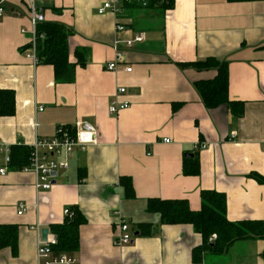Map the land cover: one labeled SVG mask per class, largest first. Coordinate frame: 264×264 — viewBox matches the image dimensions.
Here are the masks:
<instances>
[{
    "label": "crops",
    "instance_id": "0c3cea01",
    "mask_svg": "<svg viewBox=\"0 0 264 264\" xmlns=\"http://www.w3.org/2000/svg\"><path fill=\"white\" fill-rule=\"evenodd\" d=\"M106 1L9 0L0 19V90L16 97V114L0 117V169L13 146L52 139L60 126L86 121L99 133L98 145L76 150L70 170L60 171L40 198L32 173L8 166L0 175V225L19 228L16 249L1 250L0 264H36L33 229L63 224L67 208L77 207L85 218L79 249L66 252L77 264H195L192 251L202 237L191 226L160 225L159 216L146 211L148 199L184 200L200 211L201 193L216 191L226 196L229 221H264V185L250 178L264 177V1L174 0L166 12L123 9L119 20L98 14ZM30 3L43 9L47 22L73 29L72 63L77 48L89 51L73 84H57L52 66L34 67L25 58L29 35L22 30H30ZM118 22L126 27L120 34ZM137 33H145V42L126 49ZM115 41L124 62L108 71ZM210 58L228 63L229 99L245 103L243 117L204 106L194 85L216 71L179 66ZM119 88L126 89L121 97ZM116 99L130 106L112 115ZM201 142L212 147L196 152ZM197 156L199 176H186L185 158ZM122 177L132 179V200L124 198ZM20 203L29 206L23 216ZM117 210L134 234L124 247L114 244ZM140 223L153 225L150 235H141ZM230 251L235 255L228 257ZM263 254L264 240L238 242L226 254H207L202 264H264Z\"/></svg>",
    "mask_w": 264,
    "mask_h": 264
},
{
    "label": "trees",
    "instance_id": "16d2710c",
    "mask_svg": "<svg viewBox=\"0 0 264 264\" xmlns=\"http://www.w3.org/2000/svg\"><path fill=\"white\" fill-rule=\"evenodd\" d=\"M264 0H228L230 3L258 2ZM174 0H150L148 7L141 5H125L124 9L164 11L172 9ZM53 12H58L56 9ZM37 57L40 65L54 68L57 84H73L76 80L78 67H85L88 63V50H75L76 62L70 61V41L75 32L70 27L57 22H45L37 26ZM181 68H193L197 71H216L211 80L198 81L195 88L204 106L209 110L226 107L235 118L244 115L245 103L230 101L229 99V71L228 63L214 58L205 61L179 64ZM16 114L15 93L10 90H0V117H13ZM198 152V151H196ZM198 155V154H197ZM31 149L23 145L13 146L10 154L9 168L22 171L30 163ZM189 157V156H187ZM183 172L186 176H199L200 161L185 158ZM250 178L264 185V177L252 174ZM120 186L126 200L135 198L133 182L130 177H122ZM201 210H191L189 203L184 200L148 199L146 211L159 216L162 226H191L195 233L202 237V244L192 251V261L202 264L204 257L226 254L238 242L264 240V221L231 222L227 218V199L224 194L216 191L201 193ZM73 217H66L63 224L51 226L58 244L55 251L59 253L73 252L79 249L80 228L85 223L81 211L70 208ZM151 223L138 224V230L143 236L151 234ZM216 235L217 239L211 241ZM19 239V228L15 225H0V251L6 248L16 249Z\"/></svg>",
    "mask_w": 264,
    "mask_h": 264
},
{
    "label": "built area",
    "instance_id": "2783aa9c",
    "mask_svg": "<svg viewBox=\"0 0 264 264\" xmlns=\"http://www.w3.org/2000/svg\"><path fill=\"white\" fill-rule=\"evenodd\" d=\"M47 1V0H43ZM150 0H108L102 7L98 9V14L103 15L111 13L116 15L117 19L121 15L125 5H141L147 8ZM9 0H0V19L6 15V7ZM30 15V30H22L23 34L29 35V43L27 49L24 51V56L29 60L34 67L40 65L37 57V26L41 23L47 22V17L43 9H39L34 3L28 4ZM126 31V27L118 22L116 26L117 34ZM146 40L145 33H137L132 39L124 43L126 49H132L136 45L144 43ZM121 42L115 41L113 47L116 53V60L107 65L108 71H116L118 63L124 62V52L121 51ZM126 72H131V68H127ZM126 93L125 88H119L117 96L121 97ZM130 104L128 102H120L117 99L110 104L109 112L116 115L119 112L128 109ZM42 111V109L40 110ZM98 129L86 121H78L73 126H60L57 128L55 136L52 139H39L29 146L31 149L30 163L24 167L22 172L32 173L35 176V189L38 198L43 193L50 192L55 183L56 177L60 171H69L71 167V159L76 150L86 152L88 148L98 145ZM170 139H164V143L170 144ZM211 144L199 143L195 147V151H203L211 148ZM10 154L6 158L7 167L10 164ZM7 167L0 169V175L4 176L7 173ZM29 210V206L25 203L18 205L17 211L19 216L25 215ZM66 217H73V212L70 208L65 209ZM116 219L118 233L115 237L114 244L117 247H124L130 245L134 239L133 230L129 222L124 218L121 211L117 210L113 213ZM44 227L41 224L36 225L33 229L38 235L36 247V264H77V259L68 255L67 253L56 254L55 246L58 244V239L51 229H48L47 241L42 239V230ZM217 236L214 235L211 241H215Z\"/></svg>",
    "mask_w": 264,
    "mask_h": 264
},
{
    "label": "water",
    "instance_id": "95a60500",
    "mask_svg": "<svg viewBox=\"0 0 264 264\" xmlns=\"http://www.w3.org/2000/svg\"><path fill=\"white\" fill-rule=\"evenodd\" d=\"M190 157L192 158V155H190ZM48 232H49V230L47 228L42 230V239H43V241H47ZM137 235H139V234H136V236Z\"/></svg>",
    "mask_w": 264,
    "mask_h": 264
},
{
    "label": "rangeland",
    "instance_id": "374dc122",
    "mask_svg": "<svg viewBox=\"0 0 264 264\" xmlns=\"http://www.w3.org/2000/svg\"><path fill=\"white\" fill-rule=\"evenodd\" d=\"M246 242V241H245ZM235 254L233 253V251H230L228 254V257L234 256ZM250 255H243V259L245 260L246 258H249ZM262 260L264 259V254L260 257ZM264 261V260H263Z\"/></svg>",
    "mask_w": 264,
    "mask_h": 264
}]
</instances>
